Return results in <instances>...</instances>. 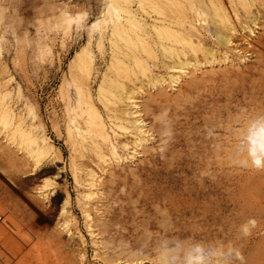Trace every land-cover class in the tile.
<instances>
[{"label": "rangeland", "instance_id": "obj_1", "mask_svg": "<svg viewBox=\"0 0 264 264\" xmlns=\"http://www.w3.org/2000/svg\"><path fill=\"white\" fill-rule=\"evenodd\" d=\"M239 2L0 0V264H264V165L248 152L264 122V0ZM116 23L142 39V65L121 57L110 73V118L98 89L126 47ZM81 90L102 155L86 142L74 159Z\"/></svg>", "mask_w": 264, "mask_h": 264}, {"label": "bare ground", "instance_id": "obj_2", "mask_svg": "<svg viewBox=\"0 0 264 264\" xmlns=\"http://www.w3.org/2000/svg\"><path fill=\"white\" fill-rule=\"evenodd\" d=\"M162 1V0H161ZM222 1V0H221ZM238 1V0H237ZM243 1V0H242ZM247 1V0H245ZM204 2V1H203ZM209 2V1H208ZM241 2V0H240ZM239 2V3H240ZM159 3V2H158ZM168 3V2H166ZM196 3V2H195ZM206 3V2H204ZM203 3V4H204ZM211 3V2H210ZM209 3V4H210ZM243 3V2H242ZM151 4V3H149ZM201 4V3H200ZM246 4V3H245ZM196 5V4H195ZM206 5V4H205ZM212 5V4H211ZM240 5V4H239ZM200 5L198 4L197 7V10H198V7ZM212 6H216L215 3L214 5ZM218 6V5H217ZM217 6L215 7L216 9L215 10H218L217 9ZM245 6V5H244ZM146 7V6H145ZM201 7V6H200ZM202 7H204L202 5ZM211 7V6H210ZM242 7V6H241ZM240 7V8H241ZM212 8V7H211ZM208 9L209 11L212 10V9ZM219 8V7H218ZM221 8V6H220ZM224 8V6H223ZM245 9V7H243ZM201 9V8H200ZM205 9V8H204ZM204 9H201L204 11ZM222 9V8H221ZM219 9V11L221 10ZM183 11V10H182ZM208 11V12H209ZM213 11V10H212ZM154 12V11H152ZM211 12V11H210ZM160 13V12H159ZM196 13V12H195ZM203 13V12H201ZM213 13H215L213 11ZM217 13V11H216ZM219 13V12H218ZM222 13V12H221ZM158 14V13H157ZM204 14V13H203ZM209 14V13H208ZM206 15V14H205ZM224 15V13H223ZM220 17V15H217ZM210 17V16H209ZM214 17V16H213ZM218 17V18H219ZM137 18V17H136ZM197 18V17H196ZM224 18V17H223ZM195 19V18H194ZM222 19V18H221ZM227 19V18H226ZM217 19L215 18L214 21H216ZM228 20V19H227ZM221 21V20H220ZM224 21V20H223ZM210 22V21H209ZM213 22V21H211ZM229 22V21H228ZM129 25H132L134 26V28H137L138 27V24L136 23V21L134 19H131L128 21ZM181 22H179L180 24ZM224 23V22H223ZM123 24V23H122ZM122 24H119V23H116L115 25V32H114V35L112 37H114L115 40H122L124 42V44L126 45V47L123 49V53H119L118 51L116 53H114L112 59H111V62L109 64V67L107 69V71L104 73L103 75V81H102V84L101 86L99 87L98 89V98L101 100L100 102L103 104L104 108L108 111L109 113V116L112 114V110H111V107L109 106V103H112V101L109 99L110 95H113V92H112V89L113 90H116V88L119 89V87L117 86L116 83H113L112 80L113 78L110 77V73L112 72H115V73H120L119 72V69H121L123 71L124 67H127L129 65H127V61L123 60L121 57L123 58H126L127 60H130L132 61L133 63L128 67V68H131L133 70L134 67H140L142 65V61L140 58H138L137 56H131V54H135L137 51H135L136 48H133V47H136L137 46V42L138 41H141L142 39L140 37H138L136 40L131 36V30L130 28H126L125 26H123ZM178 24V23H177ZM183 24V23H182ZM186 24V23H185ZM213 24V23H212ZM216 24V23H215ZM181 25V24H180ZM179 25V27H180ZM227 25V24H226ZM228 26V25H227ZM175 27V26H174ZM177 27V25H176ZM230 28V27H229ZM114 29V27H113ZM151 29V28H150ZM177 29V28H176ZM166 30V29H165ZM186 30V29H185ZM217 30V29H216ZM215 30V31H216ZM153 31V30H152ZM222 31V30H221ZM165 32V31H164ZM217 32V31H216ZM154 33V32H152ZM167 33V32H165ZM138 34V32H137ZM164 34V33H163ZM168 34V33H167ZM178 34V33H177ZM141 35V34H140ZM172 35V34H171ZM160 36V34H159ZM168 36V35H167ZM172 37V36H171ZM219 37V36H218ZM187 38V36H186ZM221 38V37H219ZM218 38V39H219ZM168 39V37H167ZM175 38H172V41L174 42ZM178 40V38H177ZM181 40H182V37H181ZM122 42V43H123ZM178 42V41H177ZM224 43L228 41H223ZM120 43V41H119ZM170 43V42H169ZM180 43V42H179ZM222 43V42H221ZM115 44L116 42H114L113 44V47L115 48ZM177 44V43H176ZM181 44V43H180ZM184 44V43H183ZM171 45V44H170ZM179 45V44H177ZM113 48V49H114ZM163 48V47H161ZM170 48V46H169ZM145 49V52H146V48L144 47ZM173 49V48H172ZM171 49V50H172ZM178 49V48H177ZM194 49V48H193ZM167 50V49H166ZM114 51V50H113ZM169 51V50H167ZM182 51V50H181ZM84 52H85V46L82 47V51L76 55L75 57V60L73 62V67L76 68V67H79L80 64L82 63H85L86 61V58L84 56ZM135 52V53H134ZM120 54V56H117V54ZM165 53V52H164ZM146 54V53H145ZM179 54V53H178ZM130 55V57H129ZM166 55V54H165ZM171 55V54H170ZM175 55V54H174ZM173 55V56H174ZM179 56V55H178ZM176 57V55H175ZM129 64V63H128ZM186 64V63H185ZM145 65V64H144ZM180 65V64H179ZM184 65V64H183ZM173 67V66H172ZM183 68V67H182ZM173 69V68H172ZM134 71V70H133ZM158 79V78H157ZM165 80V79H164ZM153 86V85H152ZM121 90V88L119 89ZM117 92V91H116ZM81 93L83 96L86 97V105L84 106L85 108H80L81 111L78 112L77 116L79 119H82V122H83V126L81 128V130L78 132V134L76 135H72L70 140H69V147H70V151H71V156L72 158H78L77 156H79V154L85 150L87 148V146L89 145L88 143H94L96 144V150L94 149L93 151H95L94 153H96L98 156H101L102 155V152H101V147L96 143L95 141V137H99L100 136V129H101V121L99 120L100 119V113L95 109V107L91 104V101H92V98L90 95H87V93L83 94V91L81 90ZM122 93V92H121ZM121 95V94H120ZM127 96V95H126ZM115 97V96H113ZM124 97V96H123ZM128 97V96H127ZM117 98V97H116ZM125 98V97H124ZM120 99V98H119ZM133 98H128L129 102H131V106H134V102L132 100ZM114 101V100H113ZM10 106L6 104L5 102V99L0 97V121H3L5 119V117L9 114L8 111ZM12 108V107H11ZM11 110V109H10ZM19 111L18 110H14L13 109V113L15 115V118H16V121H22L24 120V117L21 113H18ZM117 114V113H116ZM132 114H134V112H131L130 113V116H132ZM129 115V114H128ZM112 116H110L111 118ZM125 117V116H124ZM137 117V116H136ZM113 118V117H112ZM135 118V117H134ZM140 120V119H138ZM130 121V120H128ZM134 121V120H133ZM14 122V120H13ZM141 122V121H140ZM82 125V124H81ZM100 125V126H98ZM141 126V125H140ZM20 128H17V132H19L21 134V136L27 140L28 142L29 141H32L34 142L35 144H38L39 142H37L36 140L34 141V139H32L33 135H34V131L31 129V127H27L28 129L24 128V126H19ZM136 126H134L135 128ZM142 127V126H141ZM139 129V128H138ZM144 132V131H141V133ZM142 137V136H141ZM40 138V137H39ZM139 138V137H138ZM89 139V140H87ZM99 141V139H98ZM140 141V140H139ZM143 141V140H142ZM46 142V141H45ZM86 142H88L86 144ZM100 143V142H99ZM141 143V142H140ZM248 152H249V155L251 156L252 160H253V155L252 153L255 152L256 153V156L257 158L261 159V166L264 165V122L263 123H259L258 125H256L255 127L252 128L250 134L248 135ZM40 144V143H39ZM32 145V144H31ZM142 145V144H141ZM23 146V145H22ZM39 146V145H38ZM29 147V146H28ZM88 147H92V146H88ZM45 148V147H44ZM48 148V146H47ZM94 148V147H93ZM43 148L41 146L38 147V150L37 152H42ZM86 150H90L89 149H86ZM30 155L34 156L35 152L32 150V151H29ZM92 152V154H94ZM38 156V155H37ZM36 156V157H37ZM36 161L38 162L39 160L36 159ZM81 170V169H80ZM93 178V176H92ZM80 179V178H79Z\"/></svg>", "mask_w": 264, "mask_h": 264}, {"label": "clouds", "instance_id": "obj_3", "mask_svg": "<svg viewBox=\"0 0 264 264\" xmlns=\"http://www.w3.org/2000/svg\"><path fill=\"white\" fill-rule=\"evenodd\" d=\"M252 155H253V164H254L256 167H260V166H261V159L257 158L255 152H253Z\"/></svg>", "mask_w": 264, "mask_h": 264}]
</instances>
